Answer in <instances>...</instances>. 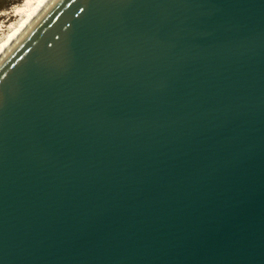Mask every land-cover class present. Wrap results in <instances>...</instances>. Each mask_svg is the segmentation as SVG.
Listing matches in <instances>:
<instances>
[{"label":"water","instance_id":"95a60500","mask_svg":"<svg viewBox=\"0 0 264 264\" xmlns=\"http://www.w3.org/2000/svg\"><path fill=\"white\" fill-rule=\"evenodd\" d=\"M0 264H264V0H49L0 56Z\"/></svg>","mask_w":264,"mask_h":264},{"label":"bare ground","instance_id":"6f19581e","mask_svg":"<svg viewBox=\"0 0 264 264\" xmlns=\"http://www.w3.org/2000/svg\"><path fill=\"white\" fill-rule=\"evenodd\" d=\"M10 2L14 5L16 4L14 8H12L13 10H10V12L5 11L0 15V56L2 52L9 47L10 43L21 34L23 29L28 26L49 0H10ZM6 23H9V26L7 27V30H3ZM9 31L11 35H8Z\"/></svg>","mask_w":264,"mask_h":264},{"label":"rangeland","instance_id":"374dc122","mask_svg":"<svg viewBox=\"0 0 264 264\" xmlns=\"http://www.w3.org/2000/svg\"><path fill=\"white\" fill-rule=\"evenodd\" d=\"M17 4H21V3H17ZM15 5L12 4L10 2V0H0V15H1V13H4L5 11L6 12H10V10L12 11L13 10L12 8H14ZM4 26H5V28L3 30H5V29L7 30L9 23H6ZM6 34H2V35H6ZM8 35H11L10 31H9ZM0 45H1V40H0Z\"/></svg>","mask_w":264,"mask_h":264}]
</instances>
